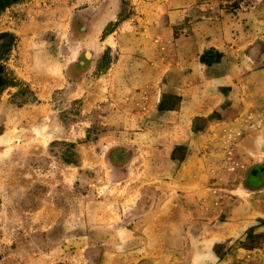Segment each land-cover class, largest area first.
<instances>
[{"label": "rangeland", "instance_id": "1", "mask_svg": "<svg viewBox=\"0 0 264 264\" xmlns=\"http://www.w3.org/2000/svg\"><path fill=\"white\" fill-rule=\"evenodd\" d=\"M2 32L0 264H264V0H18Z\"/></svg>", "mask_w": 264, "mask_h": 264}, {"label": "trees", "instance_id": "2", "mask_svg": "<svg viewBox=\"0 0 264 264\" xmlns=\"http://www.w3.org/2000/svg\"><path fill=\"white\" fill-rule=\"evenodd\" d=\"M15 1L18 0H0V9H3L6 4L13 3ZM13 39L14 35L10 32L0 33V96L6 87L16 85V78L10 75V73H8L6 65L2 62L5 57L4 55L6 51H9L10 47L14 44ZM213 54L217 56L214 57L216 58V61L217 59L219 60L223 56V53L220 51H217L213 48L208 49L201 56L202 62L208 65L214 64L216 61L213 58L211 59L210 57Z\"/></svg>", "mask_w": 264, "mask_h": 264}, {"label": "crops", "instance_id": "3", "mask_svg": "<svg viewBox=\"0 0 264 264\" xmlns=\"http://www.w3.org/2000/svg\"><path fill=\"white\" fill-rule=\"evenodd\" d=\"M187 10H185V12H186ZM185 12H183V13H185ZM174 14H175V16H176V18H181L180 16H181V14L182 13H179V11H175L174 12ZM188 14V13H187ZM184 16V15H183ZM177 20V19H176ZM212 40L211 41H209V43H208V45L206 46V48H208V47H211V46H214L215 48H217L218 50H220V51H222V50H226L225 48H224V46L226 45V41L222 38V37H218V36H216V37H213V38H211ZM205 48H203L202 49V51L204 50ZM201 51V52H202ZM226 52V51H225Z\"/></svg>", "mask_w": 264, "mask_h": 264}]
</instances>
